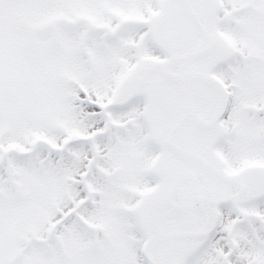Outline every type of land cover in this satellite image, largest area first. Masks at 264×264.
I'll use <instances>...</instances> for the list:
<instances>
[{"label":"snow or ice","instance_id":"6c2138e0","mask_svg":"<svg viewBox=\"0 0 264 264\" xmlns=\"http://www.w3.org/2000/svg\"><path fill=\"white\" fill-rule=\"evenodd\" d=\"M0 264H264V0H0Z\"/></svg>","mask_w":264,"mask_h":264}]
</instances>
